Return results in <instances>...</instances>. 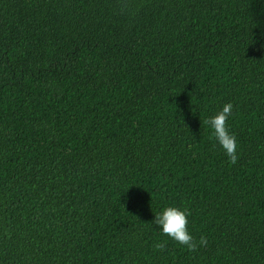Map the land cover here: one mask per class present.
<instances>
[{
    "label": "trees",
    "instance_id": "1",
    "mask_svg": "<svg viewBox=\"0 0 264 264\" xmlns=\"http://www.w3.org/2000/svg\"><path fill=\"white\" fill-rule=\"evenodd\" d=\"M0 264H264V0H0Z\"/></svg>",
    "mask_w": 264,
    "mask_h": 264
},
{
    "label": "clouds",
    "instance_id": "2",
    "mask_svg": "<svg viewBox=\"0 0 264 264\" xmlns=\"http://www.w3.org/2000/svg\"><path fill=\"white\" fill-rule=\"evenodd\" d=\"M232 109L231 102L224 103L214 115L207 119L206 123L229 161L234 162L238 143L236 136L229 131L227 123L232 114ZM189 214L187 207L166 205L154 213L152 222L158 226L163 235L179 245L186 246L191 251L195 249L196 242L188 227ZM205 242V239L201 237L199 243L204 244ZM161 246L160 244L157 245V247Z\"/></svg>",
    "mask_w": 264,
    "mask_h": 264
}]
</instances>
